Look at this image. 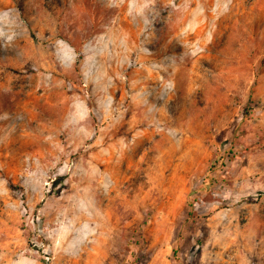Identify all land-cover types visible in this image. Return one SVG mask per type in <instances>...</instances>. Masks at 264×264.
I'll list each match as a JSON object with an SVG mask.
<instances>
[{
    "label": "rangeland",
    "instance_id": "374dc122",
    "mask_svg": "<svg viewBox=\"0 0 264 264\" xmlns=\"http://www.w3.org/2000/svg\"><path fill=\"white\" fill-rule=\"evenodd\" d=\"M0 264H264V0H0Z\"/></svg>",
    "mask_w": 264,
    "mask_h": 264
},
{
    "label": "bare ground",
    "instance_id": "6f19581e",
    "mask_svg": "<svg viewBox=\"0 0 264 264\" xmlns=\"http://www.w3.org/2000/svg\"><path fill=\"white\" fill-rule=\"evenodd\" d=\"M128 150H126L123 154H124V156H123V154H122V156L123 157H125V159H127V157L128 158H132V156H128ZM112 158V157H111ZM117 159H119V158H117ZM109 160V159H108ZM113 161H114V159H113ZM118 161V160H117ZM122 161H125V160H119V163H122ZM127 161V160H126ZM131 161V160H130ZM109 162H107V164H108ZM129 164H130V162H128ZM124 164V163H123ZM122 164V165H123ZM120 167V165H118L117 163H116V160L112 163V164H109L108 165V167H107V170H108V175L110 174V176H109V178H110V180H112V188L115 186V185H117V182L115 181L114 182V180H115V178L117 177V176H120V172H119V169H117V168H119ZM107 174V173H106ZM105 175V174H104ZM103 175V176H104ZM107 175V176H108ZM107 176H105L104 178H102V181H100V180H98V181H96V183L97 184H99V185H101L102 183L104 184V182L107 180ZM101 179V178H100ZM117 179V178H116ZM108 182V181H107ZM101 186H103V185H101Z\"/></svg>",
    "mask_w": 264,
    "mask_h": 264
},
{
    "label": "trees",
    "instance_id": "16d2710c",
    "mask_svg": "<svg viewBox=\"0 0 264 264\" xmlns=\"http://www.w3.org/2000/svg\"><path fill=\"white\" fill-rule=\"evenodd\" d=\"M191 214H192V213H191ZM191 214H190V215H191Z\"/></svg>",
    "mask_w": 264,
    "mask_h": 264
}]
</instances>
